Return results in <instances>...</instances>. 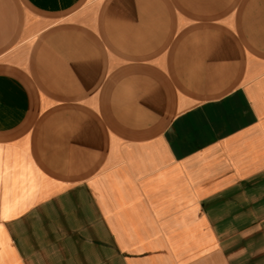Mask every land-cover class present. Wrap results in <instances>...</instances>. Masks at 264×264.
I'll list each match as a JSON object with an SVG mask.
<instances>
[{"label":"crops","instance_id":"crops-1","mask_svg":"<svg viewBox=\"0 0 264 264\" xmlns=\"http://www.w3.org/2000/svg\"><path fill=\"white\" fill-rule=\"evenodd\" d=\"M0 264H264V0H0Z\"/></svg>","mask_w":264,"mask_h":264}]
</instances>
